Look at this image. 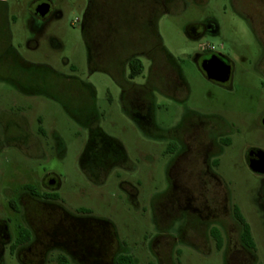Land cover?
<instances>
[{"label": "rangeland", "instance_id": "1", "mask_svg": "<svg viewBox=\"0 0 264 264\" xmlns=\"http://www.w3.org/2000/svg\"><path fill=\"white\" fill-rule=\"evenodd\" d=\"M158 1L0 0V264H264V176L245 160L264 153V0ZM215 53L225 84L200 66Z\"/></svg>", "mask_w": 264, "mask_h": 264}, {"label": "trees", "instance_id": "2", "mask_svg": "<svg viewBox=\"0 0 264 264\" xmlns=\"http://www.w3.org/2000/svg\"><path fill=\"white\" fill-rule=\"evenodd\" d=\"M127 67H128V73H127V78L132 80L135 77L141 75L144 71V65L142 61L137 58V57H132L128 59L127 61ZM146 86L142 85H135V84H125L122 89V99L123 101H126L127 97L132 95L131 90H136V89H145ZM134 97L133 101V108H139L142 111H145L148 109V104L149 101L146 100L145 94L138 95L134 93L132 95ZM132 103V102H131ZM170 150V148H169ZM25 189L29 190L33 195L42 197L44 199H57L58 197L54 193H49V192H43L42 194L38 193L35 188L31 185H26ZM13 203V202H11ZM16 209V208H15ZM233 216L237 220L240 226V233H239V241L240 243L250 249H254V242L252 239L250 227L248 223L245 221L244 217L242 216L240 210L238 209L237 206H233ZM86 210L83 209V212ZM87 212V211H86ZM211 235L214 238L216 242V248L220 249L222 247V240L215 228L211 229ZM30 232L29 230L22 228L19 231V235L16 237L14 242L10 246V252H13L15 248L18 246L27 243L30 240ZM116 264H134V260L132 256L128 254H119L116 258ZM68 260L64 256H59L58 257V264H67ZM149 264H156L154 262H150Z\"/></svg>", "mask_w": 264, "mask_h": 264}, {"label": "water", "instance_id": "3", "mask_svg": "<svg viewBox=\"0 0 264 264\" xmlns=\"http://www.w3.org/2000/svg\"><path fill=\"white\" fill-rule=\"evenodd\" d=\"M48 11V5L45 3L39 4L36 7L35 14L43 16ZM201 69L209 80L226 81L230 73V65L220 61L216 56L211 59L204 60L201 63ZM250 169L259 174H264V153L258 151L257 153H250L248 156ZM53 180L49 184H53Z\"/></svg>", "mask_w": 264, "mask_h": 264}, {"label": "flooded vegetation", "instance_id": "4", "mask_svg": "<svg viewBox=\"0 0 264 264\" xmlns=\"http://www.w3.org/2000/svg\"><path fill=\"white\" fill-rule=\"evenodd\" d=\"M164 1H165V0H164ZM164 1H163V2H164ZM208 27H209L208 30H210V31H214V30H215V26H214L213 24H211V23H210V25L208 24ZM191 31L194 32L195 29L192 28ZM197 56H198V57L200 58V60H201L200 63H202V61H204V60L211 59L213 56H216L217 59H219L220 61H223V62H225V63H227V64L230 63L229 60H227L226 57H224L223 55L218 54V53L211 54V55H208V54L206 55V54H204V55H197ZM229 76H230V73H229ZM229 76H228V78H229ZM227 80H228V79H227ZM227 80H226V81H223V82H221V81H216V80H211V81H213V82H215V83H217V84H225V83L227 82ZM130 100H131V102L133 103L132 99H130ZM263 121H264V120H263ZM210 123H211V124L209 125L210 128H209V134H208V137H209V139L211 140V143H214V142H216V141H218V142L221 143V141H222L224 145H229L230 142H231V140L228 138V136H227V134H226V131H227L226 126H223V125H221V124H217V123H214V122H213V123L210 122ZM215 140H216V141H215ZM258 151H260V150L257 149V148H248V150L246 151V154H245V160H246V163L248 164V166H249V161H248L247 156H248L250 153H257ZM219 153H220V148H218V154H219ZM218 154H217V155H218ZM205 169H206L207 172L210 171V167H209V166H206ZM254 173H255V172H254ZM257 174H259V173H257ZM259 175L264 176V174H259Z\"/></svg>", "mask_w": 264, "mask_h": 264}, {"label": "crops", "instance_id": "5", "mask_svg": "<svg viewBox=\"0 0 264 264\" xmlns=\"http://www.w3.org/2000/svg\"><path fill=\"white\" fill-rule=\"evenodd\" d=\"M154 1H155L156 4L159 2L158 0H154ZM163 1L164 0H160V3H163ZM150 33L151 32H149L148 29L146 28L145 31H144V33L142 32V35L146 39V38H150V36H151Z\"/></svg>", "mask_w": 264, "mask_h": 264}]
</instances>
